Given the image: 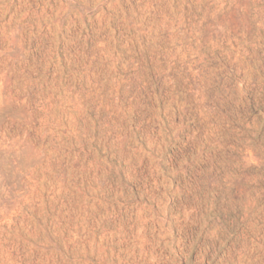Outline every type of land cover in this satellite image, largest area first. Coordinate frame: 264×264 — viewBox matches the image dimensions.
Listing matches in <instances>:
<instances>
[{"label":"rangeland","instance_id":"1","mask_svg":"<svg viewBox=\"0 0 264 264\" xmlns=\"http://www.w3.org/2000/svg\"><path fill=\"white\" fill-rule=\"evenodd\" d=\"M0 264H264V0H0Z\"/></svg>","mask_w":264,"mask_h":264}]
</instances>
